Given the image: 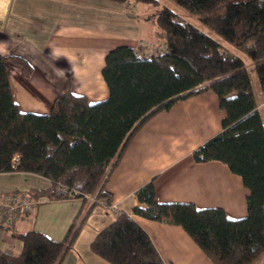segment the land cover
<instances>
[{
    "label": "trees",
    "instance_id": "16d2710c",
    "mask_svg": "<svg viewBox=\"0 0 264 264\" xmlns=\"http://www.w3.org/2000/svg\"><path fill=\"white\" fill-rule=\"evenodd\" d=\"M176 2L209 32L164 6L149 17L155 42L141 39L145 44L139 42L138 49L120 44L106 53L102 74L109 96L98 102L75 93L68 78L49 112L23 111L13 95L8 65H20L26 76L33 66L22 55H0V173H31L47 182L0 190L37 198L51 195L60 182L95 194L90 206L110 205L106 181L133 135L178 99L212 89L223 128L198 145L193 157L199 162L219 159L242 176L247 215L230 218L221 206L160 201L153 179L136 190L145 206L135 205L133 212L182 226L214 264H264V120L253 84L256 80L264 93V0ZM155 47L163 48L152 56L143 52ZM86 216L63 240L35 229L19 234L21 251H0V264H59ZM91 249L113 264H166L150 234L128 212L102 229Z\"/></svg>",
    "mask_w": 264,
    "mask_h": 264
},
{
    "label": "crops",
    "instance_id": "0c3cea01",
    "mask_svg": "<svg viewBox=\"0 0 264 264\" xmlns=\"http://www.w3.org/2000/svg\"><path fill=\"white\" fill-rule=\"evenodd\" d=\"M73 1L84 6H74ZM73 1L0 0V55L19 54L33 66L32 75L26 76L20 65H8L13 95L23 111L49 112L68 78L72 90L86 95L90 102L106 99L109 88L102 74L106 53L120 44L138 49L141 39L155 42L153 24L147 38L105 24L120 17L115 13L121 10L119 5H114V17H110L97 13L95 7H108L111 3L106 0ZM130 7L125 5L127 11ZM261 115L264 119L263 111ZM222 128L215 90L178 99L171 108L148 119L125 146L106 181L105 189L112 195L110 205L90 206L83 197L40 203L13 225H0V251L18 254L23 245L18 235L32 229L63 240L87 213L78 237L59 264H113L93 252L91 242L120 213L128 212L150 234L166 264H214L182 226L141 216L133 212V206H145L136 190L153 179L160 201H188L202 208L221 206L230 218L246 216L248 191L242 176L219 159L199 162L193 157V150ZM28 174L33 183L28 185H46L44 177Z\"/></svg>",
    "mask_w": 264,
    "mask_h": 264
},
{
    "label": "rangeland",
    "instance_id": "374dc122",
    "mask_svg": "<svg viewBox=\"0 0 264 264\" xmlns=\"http://www.w3.org/2000/svg\"><path fill=\"white\" fill-rule=\"evenodd\" d=\"M106 1H108L111 4L108 5V7H106V8L100 7L99 4H96V6H95L96 11H97V13L104 12V13H106V15H109L110 17H114V11H115L114 5L116 7H118V5H119L121 10H119L118 12L115 11V13H119L120 17H116V21L113 20L112 18H110L105 22V24L109 25V27H111L115 31L120 30V31L129 32V33H135V34L136 33L138 34V32H139V34L143 35L144 38H147V37H149V32H150V29L152 27V23L149 21L150 19H148L147 16H150V18H151L152 16L157 15L158 12H160V10L164 6H169L173 9H175L181 16L188 18L195 25H197L198 27L199 26L203 27L206 31L209 32V29L203 24V22L197 16L193 15L190 11H188L187 8L185 9L183 6L179 5L178 2H176V0H157V2H153V3L137 1V0H130V2H127V3L126 2H124V3H118L117 2L116 3V2H113L111 0H106ZM73 2H75L74 6L78 5V7L81 6V8L84 6L83 4L81 5L80 2L77 5H76L77 1H73ZM126 4H127V6H131L130 7L131 9L128 11L125 9ZM110 6H113V7L109 9ZM25 8H28V7L26 6ZM32 8L33 7L29 6L28 10L32 11ZM133 8H134V10H132ZM79 11H80V9H79ZM140 19H142V20H140ZM141 21L143 22V29L141 27V25H142ZM101 22L102 21H100V23ZM223 42L226 44L227 47L230 48V50L233 53H235V54L240 53L244 56V54L242 52H240L239 50H237L236 47L234 48L229 43H227L225 41H223ZM254 74L255 73H253V75ZM253 84L255 85V92H256L259 108L264 113V93H263L262 89H260L259 84H257L256 80H254ZM28 175H30V174L25 173V172L2 173V174H0V188H9V187L27 188L30 186V185H28L29 182H31V181H29V178L31 176H28ZM36 183H38V182H36ZM31 184H33V183L31 182ZM38 184H40V182ZM19 185H20V187H19ZM62 198H66V197H62Z\"/></svg>",
    "mask_w": 264,
    "mask_h": 264
},
{
    "label": "built area",
    "instance_id": "2783aa9c",
    "mask_svg": "<svg viewBox=\"0 0 264 264\" xmlns=\"http://www.w3.org/2000/svg\"><path fill=\"white\" fill-rule=\"evenodd\" d=\"M143 45V41H140ZM163 47L149 48L143 50L147 56L161 51ZM74 198V197H85L92 203L95 199V194L83 192L77 188L69 187L65 184L58 182L53 186L51 195L40 196V197H29L25 192H12L0 190V225L10 226L13 225L16 220L22 215L32 212L40 203L49 201L53 198ZM112 206L116 207L114 204Z\"/></svg>",
    "mask_w": 264,
    "mask_h": 264
}]
</instances>
